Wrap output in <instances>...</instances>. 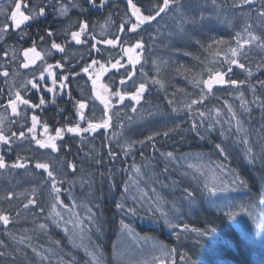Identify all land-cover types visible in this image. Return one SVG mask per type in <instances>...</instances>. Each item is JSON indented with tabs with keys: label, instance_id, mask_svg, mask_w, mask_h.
I'll return each mask as SVG.
<instances>
[{
	"label": "trees",
	"instance_id": "obj_1",
	"mask_svg": "<svg viewBox=\"0 0 264 264\" xmlns=\"http://www.w3.org/2000/svg\"><path fill=\"white\" fill-rule=\"evenodd\" d=\"M79 2L83 3V0ZM157 2L137 3V6L141 8L143 14H148L155 8ZM234 2L235 0H216L214 5L213 0H183L185 12L188 15H195L197 20L199 16L196 14L205 5L211 6L210 16L206 15L202 24L198 23L194 27L188 25V31L183 35L177 33L172 14L161 19L154 28L156 30L154 33H150V28H140L139 35L127 30L120 34L121 23L129 21L125 26L126 29L133 23L129 19L125 0H121L120 5H116L117 0H110L102 14H94L91 11L81 13L79 9L74 8L76 30H78L80 19L86 20L89 24L88 34L83 36L87 40L90 34H95L100 41L105 35L124 36L125 39L131 37V44H134L137 39L143 37L144 51L147 52L149 48L154 49L152 56L157 55L155 56L157 60L151 63V58L146 57V54L143 57L142 64L133 79L137 86L141 81L146 85V91L138 104L140 111L132 115L129 110H126L128 107L123 108L122 118L115 122L111 133L96 137L91 132H81L79 135L69 133L67 128L73 127L70 126L72 123L79 122L76 108L74 107L73 114H70L69 104L57 103L50 107L56 109L54 112L56 118L49 120L48 123H54V126L63 129L65 140L58 144L59 151L56 154L40 152L38 157L42 162L49 163L50 170L57 173L58 180L66 181L61 185V192L56 194L63 203V207L57 205L56 211L63 215L64 220L69 219L74 212L68 196L64 193L70 184L81 217L86 216L87 207H91L96 213L101 230L97 231L95 227H92L93 235L84 230L83 241L79 234H76L74 238L66 237L62 227L57 228L51 220H45L53 203L52 195H50L51 183L47 173L34 169L33 165L36 162L23 170H16L9 166L0 169V212L10 216L7 231L0 222V245L3 246L0 250L12 253L15 248L22 247L17 243L19 239L27 236L31 237L32 246L37 247L42 253L45 249L49 251L54 249L59 256L63 257L64 264H91V257L87 255L86 250L101 254L103 264H128L115 254L117 243L121 241V244L125 246L128 241V239H122L124 230L121 228V220H123L132 228L131 234L139 237H137L138 240L143 238L145 242H158L170 251L172 261L166 264H264V241L259 243L247 239L237 230L232 220L224 214H219L215 210L219 199L213 204L212 200L216 198H210L204 190L205 179L211 181L212 176L204 177L196 173L197 178L194 179L191 174L192 169L187 167L188 164H196L192 163V157L195 156L201 159V162L197 164L204 166L207 164L212 168H215L216 164H224L227 169L239 173L248 185L243 190L250 195L251 203L257 207L259 210L257 212L264 221V205L261 204V200L264 199V162H261L259 157L253 164H248L242 159L243 146L236 142L234 126L231 133H226L225 136L220 135L219 124L211 133L201 129L203 139L191 131L192 122L199 124L201 121L200 111L208 113L211 109L212 115L215 116V109H219L221 118H225L227 115L225 102L240 114L242 110L238 96L243 92L244 99L249 102L251 113L242 114V123L245 129L252 133V141L256 145L255 151L259 153L261 145L258 130L264 126V110L259 106V102L251 103L253 93L250 87L245 84L236 88L230 86L228 89L214 91V94L209 95L203 104L193 106L191 116L186 107L193 96L198 97L202 88L195 81L208 77L209 69L226 71L231 66L233 71L228 73L231 79L245 80L246 78L240 73L243 71L247 75L246 71L221 61L222 55L229 47L228 43L234 39L237 31L243 29L244 23L250 17L247 7L241 11L233 7ZM259 3L260 0H257V8ZM85 7H87L86 4ZM167 18L170 21L169 31H166V26L162 25ZM251 22L254 25L258 23V17L254 13L251 14ZM39 27V25L31 24L25 34L39 33ZM49 28L53 30L50 25L44 26V29ZM253 31L258 35L263 33L260 27H254ZM55 33L57 34L58 30H55ZM153 36L156 37L155 40L152 39ZM217 40L225 41V43H214ZM92 43L94 41L90 40L88 59L93 57L90 61L96 59L103 63L102 59L107 56L101 51L102 44L97 45L100 51L91 50L90 52ZM120 44L129 46L122 41L119 42ZM79 50L85 51L87 48L85 45L75 46L74 58L76 59L79 57ZM176 52L182 53V57L178 56L177 60L172 54ZM240 59L251 68L254 79L250 82L258 88L256 95L264 99V89L259 88V82L264 80V68L257 67L264 59V53H261L258 48L255 51L251 49L246 58ZM164 62H167L170 67H163ZM106 64L111 66V63ZM154 78L160 79L164 87L161 88L159 84L152 83ZM132 86V84L128 85L123 90L126 91ZM82 92H85L83 88ZM107 98L116 99L110 94ZM169 99L173 100L174 106L180 111L176 113L171 111ZM76 100H78L77 97L74 98V102ZM113 104L114 102L110 103V105ZM93 106L97 105L93 104ZM99 110L102 115V105ZM84 112L88 120L93 118L94 115L89 113L88 108L84 109ZM93 121L98 120L95 118ZM205 122H207L206 118ZM84 124L87 126L88 123ZM177 124L180 125L181 130L171 133L168 137L162 134L155 137V148H153V142L146 140L154 132L162 133ZM224 128L227 129L228 125L225 124ZM140 140H145L146 143L141 145L138 143ZM133 141L137 142L133 143ZM218 143L223 144L227 149L229 154L227 160L219 156L215 148ZM129 144L131 146L127 154H124L123 146ZM110 151L115 153V159L109 156ZM168 152L173 153L172 158L167 157ZM38 157L27 152L23 158L33 161ZM66 162L76 164L75 173L67 168ZM133 166L140 169L139 174L133 170ZM165 167L168 169L167 172L164 171ZM216 172L218 173L219 170L217 169ZM135 173L139 177H134ZM185 173L189 174L185 175ZM129 177L133 178L132 183L137 185L136 189L142 193L140 197L132 190L124 192L126 184L130 189ZM82 178L88 183H82ZM73 179L75 183H72ZM185 188L194 193L195 199L192 203L184 199ZM33 190H35L34 197ZM8 192L15 193L18 199L14 198L12 201L4 199ZM145 193L147 195H144ZM228 194L233 196V192ZM28 198L36 199L38 207L33 209L30 206L28 210L23 209V203ZM141 198L144 201L153 202L152 208L157 204H162L164 207L161 212L156 209L149 211L148 203H143V206L138 203ZM118 201L124 204V210L116 208ZM180 204H182V210L178 213L185 215L182 219H178L177 212L174 213L170 207L177 210L181 207ZM133 207L137 210L136 215L127 212L128 208ZM41 208L44 209L43 212L40 211ZM17 210H20L19 216H17ZM185 210H188V213H184ZM162 214H166L170 223L175 224L176 227L166 225ZM38 223H47L49 227L40 230L36 227ZM184 225H187L189 230L212 229L213 232L211 235L198 237L194 231H184ZM68 228L71 229L72 225L68 224ZM54 241H60L61 247L56 249L52 245ZM50 245H52L51 248ZM27 251L32 264H39V259L34 257L31 249ZM0 264H6V262L0 259ZM23 264H29V261H24ZM53 264H56V257H53Z\"/></svg>",
	"mask_w": 264,
	"mask_h": 264
},
{
	"label": "snow or ice",
	"instance_id": "obj_2",
	"mask_svg": "<svg viewBox=\"0 0 264 264\" xmlns=\"http://www.w3.org/2000/svg\"><path fill=\"white\" fill-rule=\"evenodd\" d=\"M110 0H83V3H80L79 0H46V3L40 4V5H31L30 0H12V6L7 9V14L4 17V23L0 25V42L4 41L5 35L9 32V30H20L21 31V39H23V30L21 28L22 25L26 24L29 21L36 22L39 21L41 18L45 17L47 14V8L51 7L53 8V11L58 14L60 17H68V13L71 8L79 9L81 13H85L90 11L91 9H103L109 4ZM85 4L88 5V7H85ZM213 4L216 5V0H213ZM234 8H239L241 11L245 9V7L248 8L250 17L249 20L246 21L243 25L242 31L236 32V47H229V50L231 52V56L233 57L230 60H226L225 63H228L229 65H235L237 68H240L247 72V77L251 78L253 73L250 67H248L242 60V58H246L251 50L252 47L258 48L261 53H264V33H261L260 35L256 34L253 31L254 27H264V0H260L259 7L257 8V0H235L233 4ZM127 8L131 12V16L135 17V23L131 24V27L125 28L126 24L129 23L128 20L124 21L119 26V31L121 33H124L125 30L130 33H138V29L142 25L145 24H151V22L156 21L157 18L163 19L165 16L172 14L175 19V27L178 34H186L188 31L187 26H196L198 23L202 24L205 21V16L203 13H201L199 20L195 17V15H188L184 8L183 0H162V3L157 2L155 8L150 11L148 14H143L140 7L137 6V4L133 3V0H127ZM31 9V10H29ZM255 14L258 17V23L254 25L251 22V14ZM10 17V22H9ZM130 19V18H129ZM107 22V21H106ZM77 27V25L70 24L68 28L64 30V36L66 37L63 41V43H59L54 39L56 33L49 29H44L45 34L41 35L39 37L40 41L43 43L46 40L50 39V47L45 46L41 51L44 53V57L54 55L53 50H55V53H61L64 54L61 57V60L57 61L55 64L52 63H46V67H44L39 76V80L36 82H33L36 78L33 77V80H28L26 84H31V87L33 89H36L37 91H40V83L44 82L46 83L44 73L47 72V76L52 78V85L53 87H48L45 89L46 92L54 93L55 85L60 83V88L64 89L67 88L68 85L64 83V81H67L69 79L66 75H60L57 78V74L51 71L53 68H62L69 62V57L67 56V48L70 46L71 42L74 41L76 45H81L85 43L86 41H83L81 39L82 36L88 34L89 24L86 20L81 19L78 21V30H74ZM103 33H101L102 35ZM70 35V40L67 39V37ZM89 39L94 41V43L91 44L90 52L91 50L100 51L97 48V45L101 43V41L97 38L95 34H90ZM153 40L156 39L155 36L152 37ZM123 42L125 44H129L128 47H124L122 50L124 53L128 54L129 63L133 65V68L135 67V64L138 62V57L136 59H133L132 53L134 50H141L145 48V42L143 40V37H140L136 40L134 44H131V37H128L127 39L124 38V36H113L111 39H106L104 43L107 45L116 46L117 42ZM199 43V41H197ZM216 44L225 43V41L217 40L214 41ZM248 46L247 48L245 46ZM37 43L35 40L32 41V46L25 49L23 51V55L26 59L29 57V53H32L34 58L30 61V63L35 64V61L38 59H42L41 52L37 51ZM211 47V45H209ZM7 51H5L4 55L7 56ZM99 63L98 60L93 59L91 64H97ZM110 63V61H109ZM2 67V66H0ZM22 67L28 68L29 63H23ZM91 65H86L83 67L82 71L84 74L88 75L89 79L91 80L92 84V97H95L96 100H99L100 103L103 105V117L105 119L93 122L95 119L94 116L92 119L88 120L87 127L81 128L79 124L73 127H68L67 131L69 133H75L79 135L81 132H95L99 128L108 129L111 125V120L113 116L112 109H116V105H110L109 98L106 97V95L101 94V92L97 91V88L103 89V93H108V88L105 85H98V81L100 79V76L97 75L95 79L92 78L91 74L89 73ZM111 67L113 69H118V67H124V65L121 64L120 60L117 59L115 63H111ZM258 68H264V59L261 60V62L257 65ZM100 70L101 73L107 72L108 68L105 67L104 64H100ZM209 75L207 79H200L196 80V84L203 85V88H201L200 93L198 97L193 96L191 98L190 102L186 104V107L188 109L189 116H191L194 105L203 104L204 101L207 99L209 95L214 94L213 93V86L214 85H231L232 87L236 88L241 85L247 84L251 92L253 93V101L251 103H257L259 102V106L262 110H264V99L259 98L256 94L258 92V88L255 85H252L249 79L245 80H236L231 79L228 77V73H231L233 71V68L229 66L226 71L222 70H211L209 69ZM133 72L127 73V80H131L134 76ZM0 75L4 77H8L9 73L7 71L0 72ZM76 75H79V73H76ZM228 77V78H226ZM125 78H121L120 83L121 85H124L126 83ZM7 82V81H6ZM152 83L159 84L161 88L164 87L163 83H161L160 79H153ZM133 86L135 87L134 92L125 91L122 89H118L115 92H113L111 95L118 97L119 102L122 103L125 98H129L136 102V104H139L142 98V95L146 91V85L143 81H141L138 86L136 85V82L133 81ZM26 88V85H24ZM259 88L264 89V80H261L259 82ZM206 90V91H205ZM3 89H0V93H3ZM69 99L71 100V93H68ZM92 97H87L82 100H77L74 103V107L76 108V115L80 118L81 121L86 119V115L84 112V109L89 107V100ZM238 99H240V105H241V113L238 114L233 107L230 104H227L225 102V106L227 107V115L225 118H221V112L219 109H215V116L212 115L213 110H209L208 113H205L204 111L199 112V117L201 118V121L199 124H197L195 121L191 124V131L195 132L198 136H200L201 139L204 138L203 133L201 132V129H204L206 132L211 133L217 124L220 125V135L225 136L226 133H231V129L233 126L235 127V137L236 142L243 146V156L242 159L245 160L248 164H253L256 159L259 157L261 162H264V126H262L258 130V136L260 140L261 150L259 153L255 151L256 145L252 141V133L245 129L244 124L242 123V114L243 113H251V108L249 107V102L244 99V93L241 92L238 96ZM55 103V99L52 101ZM46 103V100L43 96H41L39 105L33 104L30 99L24 98L22 96L21 92L17 90L14 94L11 92V89H9L8 93V101L7 105L0 104V107H5V111L7 109H11L12 116H18L20 113L18 112V106L19 105H26L29 108H37L40 105H44ZM169 107H171V111L173 113H176L180 111V109L176 106H174L173 100H168ZM132 112H137L138 109L135 106L131 107ZM116 115H119V109H116L115 111ZM149 115H152V113H149ZM205 118L206 121L205 122ZM131 119V118H129ZM233 121L235 124L233 125ZM17 121L12 120L10 123H16ZM227 124L228 128L225 129L224 125ZM4 117L0 116V144L7 145L9 148L12 147L13 140H24L28 137L26 136V133L21 130L19 134H17L16 131L10 130L11 134L7 135L4 131ZM37 125V117L35 115L32 116V126L27 129L28 133H34V130ZM181 130L180 125H174L171 128H168L167 130L163 131L162 133L157 131L153 134L149 135L146 140L153 142V148H155V137L160 136L161 134L164 137H168L171 133L177 132ZM62 131L63 129L57 128L55 131V136L49 137L48 141L45 142L43 140L37 139V136L33 134L31 136V139L36 142V144L41 149L50 148L52 153H57L59 151L58 145L54 142L58 139H63L62 137ZM44 132H48V126L44 125ZM137 141H133V143H136ZM141 145L145 144V140L138 141ZM131 145H125L123 146L124 154H127L128 149ZM215 148L217 149L219 156L223 157L225 160L228 159L229 154L227 149L224 147L223 144H216ZM163 155V153H162ZM109 156H112L113 159H115V153L109 152ZM167 157L172 158L173 153L168 152ZM187 159V158H185ZM97 163H100V161H96ZM30 163V161H29ZM67 168L71 169L73 173L76 172V164L74 162H66ZM9 167V165L6 164L4 156L0 155V169H5ZM13 169H20V168H26L27 164L23 161V158L18 156V159L16 162L12 163L10 165ZM36 169H43L44 172L47 173V176L51 183V193L53 203L51 204V210L49 211V215L45 217V220H51L52 224L55 225L57 228H61L64 231V234L66 237L74 238L76 234H79L81 241H83L85 232H84V222L86 221L87 224L90 227H95L97 231H100L99 222L96 218V213L93 212V209L91 207H87V215L81 219L76 213H72L69 219L64 220L63 215L60 212L56 211L57 205L60 207H63V203L60 201V198L58 193L61 192V185L64 184L65 180H58L57 173L50 170V165L47 162H40L37 161L34 165ZM187 167L189 169H192V175L193 178L196 177V173H199L200 176L207 177L208 175L212 176V180L208 181L205 179L204 183V190L209 194L210 198H216L212 200V203L215 204L216 200H228V193L235 192L240 189H246L248 187L247 182L245 181L242 176L233 171L227 169V166L224 164H216L215 168H212L211 166H208L205 168L202 164H188ZM219 170V174H217L216 170ZM133 170L139 174L140 169L135 168L133 166ZM126 171V170H125ZM165 172L168 171L167 167L164 169ZM189 173H185V175H188ZM132 177H129V180H132ZM72 183H75V180H72ZM82 183H88V181L83 180ZM129 191L127 184L124 188V192L127 193ZM155 191V189H153ZM186 192V196L184 197L185 200H188L189 203H192L195 199L193 191H189L187 188L184 189ZM144 195H147L145 193ZM32 196H35V190H33ZM4 199H7L8 201H12L14 198L18 199L17 195L13 192H8ZM90 203V202H89ZM138 203L143 206V203L149 204V211L152 210L153 202L151 201H144L142 198ZM261 204L264 205V199L261 200ZM32 206V208L38 207L37 201L34 198H28L25 203H23V209L28 210L29 207ZM77 204H73L72 207H77ZM116 208L119 210H124V204L120 201L116 203ZM225 216L229 220L235 219L237 216H239L241 213L249 215L253 222H255V217L251 216V213L248 210V206L245 205H237L235 203L226 204L225 205ZM236 209V210H233ZM156 210L158 211L159 208L157 206ZM41 212L44 211L43 208L40 209ZM127 212H130L132 215L137 214L136 208H128ZM20 215V210H17V216ZM33 216H35V212H33ZM162 218L165 220V224L169 227L175 228L176 225L170 223V221L167 219L166 214H162ZM0 222L3 223L5 226V231H7V226L10 223V216L7 214H4L0 212ZM35 223V221H34ZM68 224L72 225V228H68ZM36 227L40 230H45L49 225L47 223H38L36 224ZM121 228L122 230H127L130 234L133 232L130 225L124 223L123 220H121ZM184 231H194L196 232L198 237H203L206 234L211 235L213 230L212 229H205L204 231H200L199 229H188L187 225H184ZM31 237L22 236L19 241L17 242L22 247H17L14 249L12 253H8L5 250H0V259L4 260L6 264H23L24 261H29V264H32V261L29 258L28 255V249H31V253L34 255V257L39 259V264H53V257H56V264H64L63 257L59 256L55 250L49 251V249H45L42 253L37 247L32 246L30 243ZM28 241V242H26ZM52 245L56 249L61 247L60 241H54L52 242ZM50 245V248L52 247ZM81 246H83L81 244ZM0 247H3L0 245ZM163 251V246L162 249ZM174 251V250H173ZM87 255L91 257V264H103V256L99 254L97 251L93 252H87Z\"/></svg>",
	"mask_w": 264,
	"mask_h": 264
},
{
	"label": "flooded vegetation",
	"instance_id": "obj_3",
	"mask_svg": "<svg viewBox=\"0 0 264 264\" xmlns=\"http://www.w3.org/2000/svg\"><path fill=\"white\" fill-rule=\"evenodd\" d=\"M127 1V0H125ZM158 1V0H155ZM67 2V0H65ZM121 0H117L116 5H120ZM160 3H162V0H159ZM46 3V0H30L31 5H40ZM133 3H148L147 0H133ZM138 5V4H137ZM12 6V0H7L6 3L0 4V25L4 23V17L7 14V9ZM88 7V5H87ZM107 7V6H106ZM100 9L99 11L95 12L93 9L90 11L94 14H102L103 11L106 9ZM31 10V9H29ZM75 9L71 8L68 17H60L56 12L53 11V8L49 7L47 8V14L45 17L41 18L39 21L32 22L29 21L26 24L22 25L21 28L23 30V39H21V31L20 30H9V32L5 35L4 41L0 42V72L7 71L9 73V76L6 78L2 75H0V89H3V93H0V104L7 105L8 101V93L9 89H11V92L14 94L17 90H19L24 96V98L30 99V101L33 104L39 105V101L41 96H43L46 100V103L44 105H40L39 107L33 109L29 108L26 105H19L18 106V112L20 113L18 116H12L11 109H7L5 111V107H0V116L4 117V131L7 135L11 134L10 130H14L19 134L21 130H23L26 133L27 139L24 140H13L12 147L9 148L7 145L0 144V155L4 156L6 159V164L11 165L12 163L16 162L18 159V156L23 158L25 154L28 152V154L35 155L38 157V153L45 152L49 154H56L52 153L50 148L41 149L36 144L35 141L31 139V136L35 134L37 136V139L43 140L45 142L48 141L49 137L55 136V131L57 129L56 126H54V123H48L49 120H55L56 114L55 108H50L51 106L57 104V103H65L70 105L69 113L73 114L74 109V98H78V100L85 99L87 97H92V84L91 80L89 79L88 75L84 74L82 69L86 65H91L89 69V73L91 74L92 78L95 79L97 75L100 76V79L98 81V85H105L108 88V93H103V89L97 88V91L101 92V94L107 95L112 94L114 91L118 89L123 90V85H121L120 80L121 78L127 77L128 72H132L135 70L136 67L133 68V65L129 63L128 54L124 53L122 50L124 47L119 46V48H112L109 49V51L105 52V54H109V58H103L102 61L106 68H108L107 72L101 73L99 63L92 65L90 61L93 57L88 59V48H89V40L85 37H81L83 41H86L85 43L81 45H76L74 41L71 42L70 46L67 48V56L70 58L67 65H65L62 68H53L51 71L57 74V78L60 75H66L69 77L67 81H64L68 85L67 88L61 89L60 83L58 80V83L55 85L54 93L46 92L45 89L48 87H53L52 85V78L47 76V72L44 73L46 83L41 82L40 83V91H37L36 89H33L31 87V84H26L28 80H33V77L35 76V80L33 82H36L39 80L40 72L41 70L46 67V63H52L55 64L57 61L61 60V57L64 54L61 53H55V50H53L54 55L44 57L43 51H41L45 46L50 47V39L46 40L45 42H41L39 37L41 35H44V26L50 25L51 28L54 30H58V33L55 35L54 39H56L57 42L63 43L64 39L66 38L64 36V30L69 27L70 24L75 25ZM81 20V19H80ZM10 22V17H9ZM31 24L39 25V33L35 34H25L28 27H30ZM156 26H154L155 28ZM76 30V28L74 29ZM60 32V33H59ZM153 32V31H152ZM67 39H71L70 35L67 37ZM35 40L38 47L37 51L41 52L42 59H38L35 61V64L30 63V61L34 58L32 53H29L28 59H26L23 55V51L29 47L32 46V41ZM92 41V40H91ZM118 43V42H117ZM85 45L87 50L81 51L79 53V57L76 59L74 58V48L75 46H83ZM113 50V51H112ZM5 51H7V56L4 55ZM99 53V52H98ZM133 59H136L138 57V62L140 64V60L142 59L141 53H138V51H135L134 54H131ZM119 59L121 64L124 65V67H118V69H113L111 66H107L106 63H115L116 60ZM23 63H29L28 68L22 67ZM126 72V76L124 75ZM76 73H79V75H76ZM112 75V77H111ZM133 80V79H131ZM131 80L126 79V83L124 85H127ZM7 81V82H6ZM26 85V88L24 87ZM77 85V86H76ZM82 87L85 92H82ZM122 87V88H121ZM126 91L134 92V88H129ZM71 93V100L69 99L68 93ZM53 99H55V103H53ZM114 100V101H113ZM116 100V101H115ZM77 101V100H76ZM116 105V109H119V115L115 114L116 109H112L113 116L111 120V126L112 129L109 131L111 132L114 127V122L117 120H121L122 118V107L120 106L119 98L116 97L110 100V103H113ZM93 104H96L97 106H93ZM100 105V102L95 99V97H92L89 100V107L88 111L89 113L93 114L94 117L99 121L103 117L100 114V110L98 106ZM126 106V105H124ZM53 109V110H52ZM86 110V109H85ZM51 112L50 114H48ZM35 115L37 117V125L34 130V133H28L27 129L32 126V116ZM105 119V117H104ZM15 120L16 123H10V121ZM79 126L81 128L87 127L84 123H88V120L85 119L83 121L78 118ZM48 126V132H44V125ZM77 124L72 123L70 126H76ZM105 132L108 133L105 130L100 131L97 134H94L95 136H104ZM63 139L55 140L54 142L58 145L61 141L65 140V137L62 132ZM100 139V137H98ZM136 154V153H135ZM23 161L27 164V167L31 166L34 162L40 161L42 162L41 158L38 157V159L29 161L25 158H23ZM34 167V165H33ZM35 168V167H34ZM25 168H20L16 170H21ZM36 169V168H35Z\"/></svg>",
	"mask_w": 264,
	"mask_h": 264
},
{
	"label": "rangeland",
	"instance_id": "obj_4",
	"mask_svg": "<svg viewBox=\"0 0 264 264\" xmlns=\"http://www.w3.org/2000/svg\"><path fill=\"white\" fill-rule=\"evenodd\" d=\"M200 17V15H199ZM198 17V18H199ZM212 20H215L214 18H211ZM215 22V21H214ZM260 29H262V32L264 33V27H260ZM243 30V29H242ZM241 30V31H242ZM259 31V30H258ZM183 35V34H182ZM235 37H236V33H235ZM231 40L228 43V46L230 47H236V39ZM104 39V37H103ZM168 39V38H167ZM229 47L226 48V51L224 52V54L222 55V59L221 61L225 63L226 60H230L233 57L231 56V52L229 50ZM246 48L248 47L247 45L245 46ZM251 49H254V51L257 49L256 47H252ZM152 50L150 51V55H152ZM146 54V52L144 51L142 53V57H144ZM174 56L173 58L177 60L178 56L182 57V53H172ZM157 55H154L151 57V63L156 59ZM180 60V59H178ZM228 64V63H226ZM158 67V66H155ZM163 67H170V65L167 62H164ZM243 77H246L245 79H249L250 81H252L254 79V75H252L251 78H248L247 75H245V73L242 71L240 72ZM202 85V84H201ZM141 102V101H140ZM135 107L138 109L137 112L140 111V105H135ZM129 112L132 115H136L137 112H132L131 108L129 109ZM1 151V149H0ZM201 159L198 157L193 156L192 157V163H200ZM182 162V161H181ZM205 164V163H204ZM205 166L208 167V165L206 164ZM219 174V172L217 173ZM134 177H139L136 173L134 175ZM129 187V186H127ZM137 185H135L134 183H132L131 180V185H130V189L134 191V194L138 195L140 197V195L142 194L140 191H138L136 189ZM66 194L69 196V202L71 205H73L74 203L77 204L76 199L73 195V190H72V186L69 185L66 190H65ZM157 198V197H156ZM155 198V199H156ZM250 195L243 189H240L238 191L233 192V196H231L230 194H228V200L224 201V200H218L217 201V206L215 207V210L219 213V214H224L225 215V205L226 204H231V203H235L237 205H245L248 206V210L251 213L252 217H255V222H253V219L244 213H241L239 216H237L235 219L232 220L233 224L237 227V230L243 235L245 236L247 239L249 240H254L256 242L262 243L264 241V221L262 219V216L257 212L259 211L257 209V207L253 206V203H251L250 200ZM157 203V202H156ZM158 206L159 208V212H161V210L163 209V205L162 204H157L155 205V207H153L152 209H156ZM181 207H179L177 210H175L174 207L170 206L172 211L174 213L177 212L176 216L178 217V219H182V217H185V215H182L178 213V211L182 210V204H180ZM78 207V206H77ZM75 207V208H77ZM236 210V209H233ZM184 213H188V210H185ZM78 216L83 219L80 215V213H78ZM175 220V219H174ZM86 222V221H85ZM87 223V222H86ZM84 229L87 232H91L93 229L92 227H90L89 225H87L86 227H84ZM123 238L122 239H128V241H126V245H122L121 241H119L116 245L115 248V254L118 258L124 260L126 263L128 264H137V263H142V264H166L168 262L172 261V256L170 251L163 247V251L162 249V245L157 244V246H155L153 243H151L150 241L145 242L146 240L143 238H140V240L137 239L138 236H136L135 234L132 235L130 234L127 230L123 231L122 234ZM139 238V237H138Z\"/></svg>",
	"mask_w": 264,
	"mask_h": 264
},
{
	"label": "water",
	"instance_id": "obj_5",
	"mask_svg": "<svg viewBox=\"0 0 264 264\" xmlns=\"http://www.w3.org/2000/svg\"><path fill=\"white\" fill-rule=\"evenodd\" d=\"M3 1H5V0H0V2H3ZM95 12H97V11H99L100 9H93ZM133 19L135 20V17H133ZM154 22V21H153ZM152 23V22H151ZM147 25H149V24H145V25H142V26H147ZM229 85H225V86H220V85H214L213 86V89L214 88H221V87H228ZM126 102H129V103H132V104H134V103H136L135 101H133V100H131V99H129V98H125V100L121 103V104H124V103H126ZM102 129H104V128H99V129H97L94 133H98V132H100ZM107 130H110V127L107 129Z\"/></svg>",
	"mask_w": 264,
	"mask_h": 264
},
{
	"label": "bare ground",
	"instance_id": "obj_6",
	"mask_svg": "<svg viewBox=\"0 0 264 264\" xmlns=\"http://www.w3.org/2000/svg\"><path fill=\"white\" fill-rule=\"evenodd\" d=\"M136 161V160H135Z\"/></svg>",
	"mask_w": 264,
	"mask_h": 264
}]
</instances>
